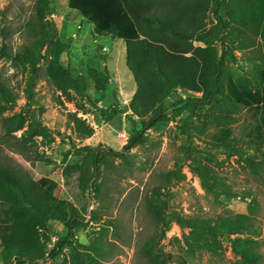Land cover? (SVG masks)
<instances>
[{"label":"rangeland","instance_id":"374dc122","mask_svg":"<svg viewBox=\"0 0 264 264\" xmlns=\"http://www.w3.org/2000/svg\"><path fill=\"white\" fill-rule=\"evenodd\" d=\"M68 1L51 0V17L58 27L59 39L71 41L70 53L62 57L63 66L69 67L74 75L70 99L41 80L37 82L34 104L27 98L30 66L19 57L14 63L3 61V75L10 79V88L18 100L15 109L5 115L24 109L29 118L40 123V129L18 154L12 152L19 149L17 143L2 137L0 118V154L15 159L36 179L43 176L57 179L55 195L74 203L78 209L81 224L74 229V241L85 262L152 264L147 249L156 238L152 251L167 258V264H179L185 258L182 247L187 246V239L197 247L193 261L187 264H238L241 257L235 254L226 236L215 238L205 232L190 236L192 230L176 222L161 236L163 226L155 220L148 202L160 191L167 213L180 212L191 217L246 213L249 203L256 201L258 206L252 214L256 232L241 237L249 235L256 239L253 248L261 253L264 264V140L257 138L255 129L260 115L236 107L226 95L194 114L181 113L185 100L201 98L206 90L201 85L177 89L162 104L168 108L167 116L145 132L130 152L131 159L113 156L108 149L121 151L132 135V125L127 120L131 111H125L137 86L126 65L125 41L112 35H96L93 25L72 10ZM35 3L36 0H0V25L6 21L14 29L19 28ZM208 23L212 27L216 21L211 17ZM14 32L12 42L19 49L29 36L26 32ZM241 41L226 40L232 53L224 58L220 78L223 87L229 78L254 87L260 85L264 48L252 49ZM205 48L202 42H197L193 54L200 56ZM216 48L221 58L223 47L217 44ZM74 111H79V116L95 128L91 138L74 140L76 148L68 138L76 136L68 123V113ZM132 117L141 128L142 118ZM226 129H231L230 142H236L245 151L244 156L227 152L222 143ZM83 145L91 148L83 149ZM98 147L99 171L94 176L91 162ZM248 156L253 157L258 172L252 169ZM71 164L85 165L87 176L83 182L78 180L79 171L65 177L64 169ZM48 232L50 250L68 229L53 220ZM2 250L0 245V264H4ZM39 264H74V261L70 250L64 248L61 255Z\"/></svg>","mask_w":264,"mask_h":264},{"label":"trees","instance_id":"16d2710c","mask_svg":"<svg viewBox=\"0 0 264 264\" xmlns=\"http://www.w3.org/2000/svg\"><path fill=\"white\" fill-rule=\"evenodd\" d=\"M68 4L93 25L96 35H112L125 41L126 65L137 86L130 104L127 108L125 106V113L131 111L127 120L132 125V135L121 151L109 148L108 153L129 161L130 152L145 132L167 116L168 108L162 105L164 101L177 89L196 85L205 88V95L185 100L179 112L194 114L214 104L219 96L226 95L236 107H242L255 116L260 115L255 129L257 138L264 140V69L259 71L258 87L233 78L228 79L226 87L220 85L224 58L232 53L226 40L235 38L249 48H264V0H69ZM51 15V0H36L32 13L19 28L14 29L6 21L0 25L2 137L17 143L19 149L12 152L18 154L23 152L26 143L34 139L40 123L29 118L24 109L5 115L15 109L18 100L10 88V79L3 75V61L14 63L19 57L30 66L27 98L34 104L38 81L46 80L68 99L73 87L74 75L69 67L62 64L63 55L71 51V41L59 39V30ZM211 17L216 23L209 27L208 18ZM14 30L26 32L29 36L19 49L12 42ZM197 42L206 46L200 56L193 54ZM217 44L223 47L221 58L217 55ZM132 115L142 118L141 128ZM68 123L76 135L69 137L73 148L78 146L75 139L83 141L95 134L94 126L80 117L79 111L68 113ZM18 132H21L20 136ZM231 137V129H226L222 143L227 152L244 156L245 151L236 142L231 143ZM258 139L257 144L261 145ZM82 148L90 149L91 146L83 145ZM99 159L98 147L91 162L94 176L99 171ZM247 160L258 172L253 157L248 156ZM74 171L81 173L78 180L83 182L87 176L85 165H67L65 177ZM172 175V172L168 173L170 181ZM206 176L209 178L210 174ZM58 186L55 179L48 176L36 179L15 159L0 154V245L4 264H39L61 255L64 248L70 250L74 264H92L85 262L74 241V229L81 224L78 209L74 203L55 195ZM206 187L209 188L208 185ZM160 195V191L155 192L148 202L155 220L163 226L161 236L169 230L172 222H176L182 228H190V236L205 232L210 237H228L235 254L241 257L238 264H261V253L253 248L256 239L249 235L241 237L256 232L252 215L258 206L256 201L249 203L246 213L204 218L180 212L167 213L166 201ZM53 220L62 223L68 232L49 250L51 236L48 225ZM155 241L153 238L147 249L151 263L167 264V258L152 251ZM186 243L187 246L182 247L185 258H181L179 264L190 263L197 253L193 242L187 239Z\"/></svg>","mask_w":264,"mask_h":264},{"label":"crops","instance_id":"0c3cea01","mask_svg":"<svg viewBox=\"0 0 264 264\" xmlns=\"http://www.w3.org/2000/svg\"><path fill=\"white\" fill-rule=\"evenodd\" d=\"M69 138V137H68ZM91 138V137H90ZM89 139V138H88ZM87 140V139H86ZM70 141V140H69ZM85 141V140H84ZM53 179H55L56 181H57V179L56 178H53ZM59 183V182H58Z\"/></svg>","mask_w":264,"mask_h":264}]
</instances>
